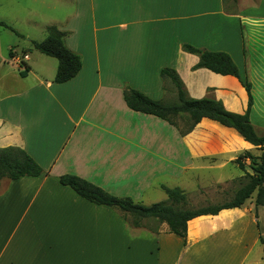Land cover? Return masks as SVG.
I'll list each match as a JSON object with an SVG mask.
<instances>
[{
    "label": "crops",
    "instance_id": "obj_1",
    "mask_svg": "<svg viewBox=\"0 0 264 264\" xmlns=\"http://www.w3.org/2000/svg\"><path fill=\"white\" fill-rule=\"evenodd\" d=\"M54 2L72 5L50 25L64 32L81 68L63 83L53 82L56 63L41 59L40 70L29 55L24 77L0 70V148L19 147L42 169L0 181V264H264V206L252 199L188 220L181 238L164 222L133 226L58 182L74 174L141 204L162 192L167 200L162 186L188 198L231 197L251 173L248 158L243 169L235 160L259 150L207 118L185 131L131 110L123 88L166 102L159 72L171 68L187 97L244 113L241 81L196 68L199 57L182 46L225 52L251 85L249 121L264 135V0Z\"/></svg>",
    "mask_w": 264,
    "mask_h": 264
},
{
    "label": "trees",
    "instance_id": "obj_2",
    "mask_svg": "<svg viewBox=\"0 0 264 264\" xmlns=\"http://www.w3.org/2000/svg\"><path fill=\"white\" fill-rule=\"evenodd\" d=\"M0 27L16 32L9 24L0 21ZM32 47L39 53L54 58L57 61L53 82L63 83L79 72L81 58L79 54L70 50L64 42V32L55 25L46 27V36L42 40H32ZM183 50L196 54L199 57L196 68L203 67L222 75L237 77L248 94V106L244 113H234L226 110L221 101L214 98L192 99L187 97L177 73L171 68H162L160 76L163 80H169L175 88L177 101L166 103L161 100H153L129 86L123 88V99L131 110L151 114L177 126L175 117L185 113L189 119V125L185 131L191 130L202 118H207L222 126L233 128L244 140L251 143L259 150L258 155L243 152L235 160V163L243 169L242 159L250 160L251 173L246 172L240 186L235 190L231 198L216 205H207L197 209H186L187 196L184 191L174 187L162 186L168 202H156L149 205L134 202L130 197H117L93 183L74 174H63L58 182L72 189L77 195L97 205L119 210L126 219L130 217L133 226H139L138 220L153 218L164 222L169 232L185 238L186 224L188 220L204 215L217 214L221 209L242 206L248 199H252L255 206H264V135L256 133L249 121V110L252 105L251 85L243 79L232 58L225 52L199 49L189 44H183ZM29 67L19 69V75L24 77ZM185 131H180L184 133ZM41 167L21 148L8 146L0 148V181L3 178L10 180L22 176H39ZM129 220V219H128ZM263 244L264 251V242Z\"/></svg>",
    "mask_w": 264,
    "mask_h": 264
},
{
    "label": "rangeland",
    "instance_id": "obj_3",
    "mask_svg": "<svg viewBox=\"0 0 264 264\" xmlns=\"http://www.w3.org/2000/svg\"><path fill=\"white\" fill-rule=\"evenodd\" d=\"M66 9L71 10L72 5L60 6L56 4L54 0H0V21L9 24L16 31L13 32L0 27V70L11 73L16 68L22 69L26 60L19 65L17 62L14 63L13 59L19 58L22 61L23 54L29 55L32 60H36L35 67L40 70H42V67H40L42 63L41 59H47L57 65L56 59L43 56L36 51L32 47L31 41L42 40L46 36V27L50 24H54L56 19L60 20ZM38 55H40L41 58H39ZM32 60L30 62H32ZM165 89L166 92L170 94V98L163 100L168 103H175L177 97L172 95L175 88L169 80H165ZM174 119L181 129H187L189 119L185 113L176 116ZM195 193L197 194L198 191ZM159 198L153 197L152 199L145 198L142 200L144 204L160 202L159 200L168 202L166 198L163 200V192ZM230 198L231 197L211 198L197 194L194 198L187 197L183 207L186 209H197L207 205H216ZM128 219L131 221L130 217ZM138 222L139 225L149 226L151 228L158 227L160 223L153 218L140 219Z\"/></svg>",
    "mask_w": 264,
    "mask_h": 264
},
{
    "label": "built area",
    "instance_id": "obj_4",
    "mask_svg": "<svg viewBox=\"0 0 264 264\" xmlns=\"http://www.w3.org/2000/svg\"><path fill=\"white\" fill-rule=\"evenodd\" d=\"M26 59H27V55H26V54H23V55H22V61H21L19 58H14V59H13V62H14V63L17 62L19 65H21ZM19 65H18V66H19ZM23 68H24V67H23Z\"/></svg>",
    "mask_w": 264,
    "mask_h": 264
}]
</instances>
